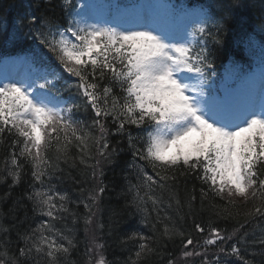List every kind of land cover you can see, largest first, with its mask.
<instances>
[{
  "label": "snow or ice",
  "instance_id": "obj_1",
  "mask_svg": "<svg viewBox=\"0 0 264 264\" xmlns=\"http://www.w3.org/2000/svg\"><path fill=\"white\" fill-rule=\"evenodd\" d=\"M69 7L67 26L48 23L47 30L34 32L39 45L51 54L50 63L22 78H0V144L5 138L10 141L5 171L17 184L25 164L31 166L33 191L27 198L34 212L47 217L19 237L23 246L14 254L9 255L5 240L0 264H21V258L23 264L29 260L60 264L67 256L73 241L53 221L68 211L69 197L54 191L50 178L61 160L67 163L69 149L75 146L80 163L95 159L88 165L95 179L101 162L117 153L115 147L109 151L110 135L127 137L132 153L129 167L136 170L138 180L130 183L129 191H135L133 203L138 209L151 201L156 210L167 192L179 210L183 205L173 189L183 179L200 182L201 204L209 196L225 201L223 207L213 206L218 217L231 216L229 206L236 199L259 201L249 215L264 216V67L258 83L239 68L220 84L213 79L214 53L209 44L221 42V21L227 13L217 20L205 8L190 11L161 4L154 7L163 9L164 16L107 20L96 18L94 5L85 0H72ZM220 7L231 11L235 5ZM40 22L36 15L21 21L30 28ZM82 105L91 111L89 127L98 134L74 119ZM133 127L142 135L133 136ZM90 144L95 146V157L88 155ZM157 189L160 196L154 195ZM104 191L101 181L86 198L90 203L80 201L88 213L86 225L92 223L93 206ZM195 200L194 194L188 196L190 211ZM8 231L3 229L5 234ZM193 231L203 235L206 229L193 221ZM163 235L169 240L178 236L181 256L199 258L200 264H231L229 257L254 264L246 258L253 244H259L261 251L252 255L264 257V238L249 242L247 233L237 236L210 227L201 242L174 223H165ZM128 239L139 241L129 264H138L142 256L155 251L151 238L143 234L133 233ZM103 249L104 244L92 237L85 249L87 264H109ZM168 264L176 261L169 259Z\"/></svg>",
  "mask_w": 264,
  "mask_h": 264
},
{
  "label": "trees",
  "instance_id": "obj_2",
  "mask_svg": "<svg viewBox=\"0 0 264 264\" xmlns=\"http://www.w3.org/2000/svg\"><path fill=\"white\" fill-rule=\"evenodd\" d=\"M0 0V54L7 50H33L39 52L41 46L38 40L34 38V32L37 29L47 30V24L66 26V16L63 11V4L60 0ZM207 2V0H202ZM247 4L252 0H243ZM256 2V0H253ZM200 3V2H199ZM214 15V18L220 20L221 16L226 18L221 21L223 27L219 33L220 43H210L209 47L214 53V64L218 67L226 56L241 51L240 45H237L241 37L242 26L247 25L260 27L264 31V5H250L244 10L242 7L234 4L231 0H212L207 3ZM222 4H234L235 7L228 11L221 9ZM240 9L244 11H240ZM36 15L41 22L30 28L26 23H21L23 18ZM216 31L215 28L212 29ZM239 57V56H238ZM241 60L244 57H240ZM75 94V90H73ZM77 103L81 101L77 100ZM74 119L81 121L85 127L92 124V113L85 110L83 105L74 114ZM109 130L112 128V122H107ZM93 135L98 134V130L89 127ZM133 136L142 135L134 127L130 129ZM9 138H5L4 143L0 144V254L5 251L4 241L7 240V249L9 255L23 246L20 236L26 231L35 228L42 219L47 217L38 214L39 210L33 211L32 201L28 200V194L33 191L31 176V166L25 164L21 180L17 184L12 183V178L7 176L5 171V157L8 155ZM110 149L115 147L117 153L113 155L110 161H102L100 168L97 169V177L93 179L92 168L88 165L95 164V159L88 158L85 164L80 163V152L75 146L69 149V158L67 163L64 160L59 162V168L50 178V184L54 186V191L67 193L69 199L65 203L67 212L59 213L62 219L53 221L58 231L72 239L74 247L70 249L67 256L60 261V264H87L85 249L89 245L86 230L92 229L97 241L104 244L103 254L109 261V264H129V257L135 259L134 253L137 250L138 240H130L133 233L143 234L151 238V247L155 249L154 253L148 256H142L138 264H168V260L176 261V264H196L193 260L180 257L182 244L177 236L175 240H169L163 235V226L165 223L175 224L176 228L186 235L191 233L196 240H202L207 237L210 227H219L226 233H235L237 236L248 234L249 242L258 241L264 238V216L249 215L259 201L244 202L240 199L234 201V205L229 206L231 216L225 218L217 216L213 206L223 207L225 201L219 197H207L201 204L200 188L202 185L197 180H189L187 183L181 179V182L173 189L180 200L181 207L177 209L175 200L169 201L168 193L164 192L163 203L159 204L154 210L151 201L138 209L133 203L135 191H129V185L137 184L136 170L130 168L132 162V153L128 148L127 137L118 135L109 136ZM89 157H95V146L90 144ZM102 170L103 175L99 172ZM149 173L150 168L146 169ZM105 186V191L97 199L93 206L92 223H85L87 210L81 200L90 203L86 198L97 186ZM48 181H46L47 187ZM39 188L40 185L36 184ZM193 187L195 192L193 193ZM205 190L206 189V186ZM83 190V191H81ZM194 194L196 200L193 202L192 210L187 206L188 196ZM143 195V192H141ZM160 196V190L154 193ZM169 204L171 206L169 207ZM159 213L160 219H157ZM169 217L170 219H165ZM193 221L199 222L205 227L203 235L193 231ZM247 221V223H246ZM102 225V227H100ZM155 225V229L153 228ZM243 226V227H242ZM9 231L5 234L3 229ZM261 246L253 244L248 248L247 259L253 260L254 264H261L264 257L252 255L259 253ZM243 254V253H242ZM178 257V258H176ZM231 264H241L235 257L228 258ZM23 264V258H21ZM28 264H32L29 260Z\"/></svg>",
  "mask_w": 264,
  "mask_h": 264
},
{
  "label": "rangeland",
  "instance_id": "obj_3",
  "mask_svg": "<svg viewBox=\"0 0 264 264\" xmlns=\"http://www.w3.org/2000/svg\"><path fill=\"white\" fill-rule=\"evenodd\" d=\"M85 2L93 4L94 5L93 12H94L95 17L98 19H102V17L106 13L105 0H85ZM161 4H166V5L171 6L165 0H140L137 7H135V11L132 13V16H143V15L164 16L165 13H164L163 9H159V8L154 7L156 5H161ZM190 11H196V10H190ZM93 22H95V20ZM262 61L264 62L263 56H261V55H259L258 57L253 56V62L255 63L256 71L248 74L249 76L254 77L255 80L257 81V83L259 81L261 68L264 67L263 65H257V64L258 63L262 64ZM30 62H31V59H28L26 61L25 60H23V61L18 60V61L7 62V63L4 62L3 64H1V62H0V77H2V75L3 76L6 75L7 72L11 71V69L14 68V66H16L20 63H22L24 65V69L18 70L17 73H15V74L9 72V74L12 75L14 77V79L27 76L35 70V68L29 67ZM234 70H235V67H232V66L228 67L226 74H225V79H223L222 81L229 79V77L232 75ZM86 234L88 235L89 244H90L91 239H92V237H95V234L92 232V229L90 231H89V229H87ZM176 258H178V257H176Z\"/></svg>",
  "mask_w": 264,
  "mask_h": 264
},
{
  "label": "bare ground",
  "instance_id": "obj_4",
  "mask_svg": "<svg viewBox=\"0 0 264 264\" xmlns=\"http://www.w3.org/2000/svg\"><path fill=\"white\" fill-rule=\"evenodd\" d=\"M234 4H236L238 7L237 8H241L242 7V5L244 4L243 2V0H231ZM256 2H259V3H261L262 5H264V0H256Z\"/></svg>",
  "mask_w": 264,
  "mask_h": 264
}]
</instances>
